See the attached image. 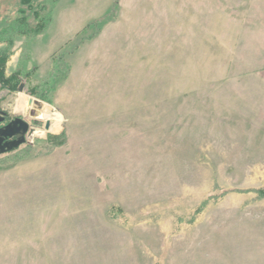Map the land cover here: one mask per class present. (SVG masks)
<instances>
[{
	"label": "rangeland",
	"instance_id": "obj_1",
	"mask_svg": "<svg viewBox=\"0 0 264 264\" xmlns=\"http://www.w3.org/2000/svg\"><path fill=\"white\" fill-rule=\"evenodd\" d=\"M44 9V34L13 37L22 90L0 86L36 129L0 156V264H264V0ZM44 81L48 102L29 94Z\"/></svg>",
	"mask_w": 264,
	"mask_h": 264
},
{
	"label": "trees",
	"instance_id": "obj_2",
	"mask_svg": "<svg viewBox=\"0 0 264 264\" xmlns=\"http://www.w3.org/2000/svg\"><path fill=\"white\" fill-rule=\"evenodd\" d=\"M118 1V0H117ZM45 0H20L18 13L20 15L19 18L12 20L11 22L4 21L2 24L3 29L0 32V40L5 38L8 46L4 50L0 51V86L1 90L8 92H16L19 91L22 82V71H19L12 76L6 75L7 64L12 56V48L14 46L13 37L17 35H25L29 36V38H35L42 34H44L47 30V26L50 23V15L44 9ZM118 8V2L115 3L113 11L111 15H114V10ZM34 20L35 26L32 28L29 25L30 19ZM99 21H95L94 26H97ZM24 28V31L21 30ZM99 30H97L96 34L87 38H83L75 47L73 51H76L81 44H84L85 41L93 40L98 34ZM57 64V63H56ZM56 64L54 65L56 67ZM33 71L27 73L25 75L26 79H31ZM53 91L49 85V81H44L38 83L36 85H31L29 89V94L44 102H48L50 97L48 94ZM26 106H27V101ZM55 128V127H54ZM54 130V129H53ZM52 130V131H53ZM63 135L55 136L49 135L47 138V142L51 143L53 146H63L65 144V140H61ZM261 195V198H264V191H258ZM207 202L203 204L206 205Z\"/></svg>",
	"mask_w": 264,
	"mask_h": 264
},
{
	"label": "water",
	"instance_id": "obj_3",
	"mask_svg": "<svg viewBox=\"0 0 264 264\" xmlns=\"http://www.w3.org/2000/svg\"><path fill=\"white\" fill-rule=\"evenodd\" d=\"M21 84L19 90H22ZM5 112L0 116V124L5 121ZM50 121L46 122L45 129L50 130ZM36 132V129L30 126V123L22 118H16L7 126L0 129V156L13 152L27 143V140ZM15 138L14 141H7V139Z\"/></svg>",
	"mask_w": 264,
	"mask_h": 264
},
{
	"label": "flooded vegetation",
	"instance_id": "obj_4",
	"mask_svg": "<svg viewBox=\"0 0 264 264\" xmlns=\"http://www.w3.org/2000/svg\"><path fill=\"white\" fill-rule=\"evenodd\" d=\"M2 112H5V111H3L2 110V108H1V101H0V116H1V114H2ZM6 113V112H5ZM14 119H16V118H10L9 117V114L8 113H6V115H5V121L3 122V123H1L0 124V129L1 128H3V127H5V126H7L11 121H13ZM30 126L32 127V125H31V123H30ZM15 140V138H12V139H7V141H14ZM27 143H28V140H27ZM26 143V144H27ZM26 144H24V145H26ZM22 147V146H21ZM20 147V148H21ZM19 148V149H20ZM18 150V149H17ZM17 150H14V151H17ZM13 151V152H14ZM10 153H12V152H10ZM10 153H7V154H10Z\"/></svg>",
	"mask_w": 264,
	"mask_h": 264
},
{
	"label": "crops",
	"instance_id": "obj_5",
	"mask_svg": "<svg viewBox=\"0 0 264 264\" xmlns=\"http://www.w3.org/2000/svg\"><path fill=\"white\" fill-rule=\"evenodd\" d=\"M262 17H263V11H261V13H260V18H262ZM91 22H92V21H91ZM91 22H89V23H91ZM93 22H95V21H93ZM89 23H88V24H89ZM88 24H85L83 27L87 26ZM83 27H82V28H83ZM82 28H80V30H81ZM80 30H79V31H80ZM82 31H83V30H82ZM77 33H78V32H77ZM79 33H80V32H79ZM79 33H78V34H79ZM78 34H77V35H78ZM263 122H264V82H263Z\"/></svg>",
	"mask_w": 264,
	"mask_h": 264
}]
</instances>
